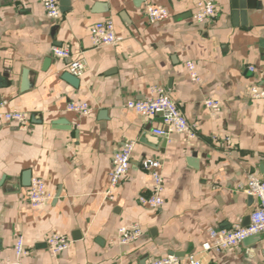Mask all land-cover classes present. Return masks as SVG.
I'll list each match as a JSON object with an SVG mask.
<instances>
[{
  "label": "crops",
  "instance_id": "1",
  "mask_svg": "<svg viewBox=\"0 0 264 264\" xmlns=\"http://www.w3.org/2000/svg\"><path fill=\"white\" fill-rule=\"evenodd\" d=\"M196 0H61L57 19L41 0L22 6L0 1V99L27 115L24 125L0 119V264L15 261L21 235L31 248L19 264H145L197 253L208 231L246 225L256 199L244 190L247 174L264 180V0H213L216 16L192 21ZM161 5L163 21L149 23L145 8ZM111 19L121 41L92 46L88 30ZM68 48L85 64L80 78L68 73ZM192 61L199 81L190 79ZM253 67V70H250ZM164 87L197 137L154 134L160 119L125 107L150 86ZM214 99L212 113L203 101ZM69 101L91 112L67 111ZM134 141L126 179L105 198L112 154ZM160 160L164 204L151 209L152 177L143 167ZM26 173L42 178L52 198L29 205ZM138 224L139 238L109 243L121 226ZM60 233L70 247L53 253L46 238ZM264 234L229 250L203 256L207 264H264Z\"/></svg>",
  "mask_w": 264,
  "mask_h": 264
},
{
  "label": "built area",
  "instance_id": "2",
  "mask_svg": "<svg viewBox=\"0 0 264 264\" xmlns=\"http://www.w3.org/2000/svg\"><path fill=\"white\" fill-rule=\"evenodd\" d=\"M7 1L16 4L18 7L22 6V0ZM41 1L46 14L53 19H57L61 13L60 0ZM216 13L217 6L213 0H196L191 17L194 23L204 24L213 19ZM145 14L147 21L152 24L169 17V11L161 5L148 4L145 8ZM88 34L92 46L96 48L115 46L121 41L114 23L109 18L94 22L89 27ZM52 53L55 57L69 60L68 73L72 76L80 78L83 75L85 71L84 62L73 56L68 48L53 46ZM185 66L190 79L198 82L199 74L195 64L192 61H187ZM250 70H253V67H250ZM262 75L264 76V72H262ZM248 94L251 98H263L264 87L252 86L249 88ZM203 103L212 113L217 112L220 108L219 102L214 99H206ZM7 104L8 102L5 99H0V119L24 125L27 121V115L19 110H8ZM125 107L149 120L154 117L159 118L160 124L157 127H153L152 131L154 134L163 136L166 140L170 139L171 133L181 134L188 140H193L197 137V124L187 120L164 87L150 86L147 96L142 99L128 100L125 102ZM66 110L85 115L91 112L90 106L86 102L81 101H69L66 104ZM134 144V141H127L122 144L119 150L112 154V170L109 172V184L105 191V198L108 200L114 198L115 188L127 177ZM143 167L149 171L152 177V184L150 194L139 196L138 201L143 206L158 209L164 204V183L160 172L161 162L157 159H147L143 162ZM243 190L256 199L255 206L249 214V220L246 225L235 224L228 228H212L208 231L207 238L203 241L197 253L183 257L171 253L145 264H207L203 256H207L209 252L229 250L252 236L264 234V180L250 172L247 174ZM27 197L29 205L34 209L44 208L52 198L44 180L38 176L31 177ZM140 234L141 227L138 224L121 226L117 229L116 237L109 239V243L128 244L137 240ZM71 243L72 240L69 237L56 232L46 238V245L53 253L68 249ZM31 251V248L24 244L23 237L18 235L14 245L15 261L3 262L2 264H19L20 258L28 256Z\"/></svg>",
  "mask_w": 264,
  "mask_h": 264
},
{
  "label": "water",
  "instance_id": "3",
  "mask_svg": "<svg viewBox=\"0 0 264 264\" xmlns=\"http://www.w3.org/2000/svg\"><path fill=\"white\" fill-rule=\"evenodd\" d=\"M60 5H61V0H60ZM69 75L72 77V78H76V77H74V76H72L70 73H69ZM26 176V179H25V184L28 186L29 184H30V180H31V175H30V173H26L25 174ZM258 235H255V236H252V237H250V238H248L247 240H249V239H251V238H253V237H257Z\"/></svg>",
  "mask_w": 264,
  "mask_h": 264
}]
</instances>
